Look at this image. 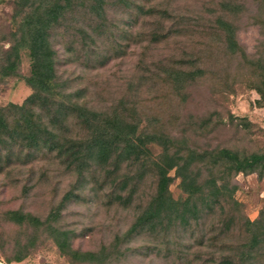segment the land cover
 Returning <instances> with one entry per match:
<instances>
[{"label":"rangeland","instance_id":"374dc122","mask_svg":"<svg viewBox=\"0 0 264 264\" xmlns=\"http://www.w3.org/2000/svg\"><path fill=\"white\" fill-rule=\"evenodd\" d=\"M22 1L0 0V106L20 105L32 92L25 81L31 64L28 48L18 50L16 72L3 74L2 70L20 36L23 16L31 11L29 5L21 6ZM104 1L112 25L94 43L82 41L68 28L76 23L70 13L51 30L57 83L62 85L58 91L80 90L74 99L96 110L112 112L111 108L119 107V112L129 115L135 109L138 132L165 134L173 150L178 148L182 154L220 148L241 155L264 154V24L258 20L264 19L263 0H235L241 10L225 12L237 25L235 40L242 51L234 54L224 42L214 43L208 29L218 14L216 0H212L214 8L211 0H178L176 6L188 12L184 17L191 31L161 42L148 40L147 15L135 10L139 3L148 6L161 0H133L127 6L119 0ZM137 14L141 18L132 25ZM179 65L199 67L202 73L176 91L159 68ZM162 150V145L149 142L144 156L158 160ZM3 155L0 149V264H222L219 253L224 237L247 241L257 231L260 215L264 218V175L229 174L221 164L207 171L195 161L190 166L195 180L203 183L212 177L217 185L233 188L234 202L223 203L224 212L218 206L202 211L185 227H157L153 233L145 226L127 237V229L155 192L153 172L144 168L138 176L143 171L139 163L128 167L123 161L115 177H134L123 191L96 164L81 181L73 168L65 169L53 156L39 154L22 161ZM167 175L170 197L184 200L187 194L175 167ZM133 185L129 205L110 200L115 192L127 194ZM67 192L76 196L65 200ZM12 211L41 223L16 222L9 216ZM228 218L229 229L223 228ZM246 221L254 224L250 230ZM57 231H68L69 248L58 247ZM102 249L108 257L101 263L72 257L78 251L102 259Z\"/></svg>","mask_w":264,"mask_h":264},{"label":"trees","instance_id":"16d2710c","mask_svg":"<svg viewBox=\"0 0 264 264\" xmlns=\"http://www.w3.org/2000/svg\"><path fill=\"white\" fill-rule=\"evenodd\" d=\"M119 2L126 6L134 4L133 0H119ZM215 2L218 14L208 28L216 39L214 42L212 38L213 42H224L226 49L232 54L242 51L235 40L237 25L225 15V12L233 14L239 12L240 3L235 0ZM177 3L178 0H161L155 5L149 3L148 6L145 3L135 5L138 14L147 15L144 26L147 28L149 41H166L171 37L187 34L188 30L191 31V23L186 22L184 17L188 12L177 7ZM24 5H29L31 11L23 16L20 36L16 43L11 45L12 52L8 54L2 70H4L3 74L16 72L18 50L22 47L28 48L31 64L30 74L25 81L32 92L20 105L10 103L8 107L0 106V149L6 159L13 157L22 161H31L39 154L44 157L53 156L65 169L73 168L81 181L84 179V173L88 172L92 164H96L105 169L107 176H111V184L118 185L123 191L131 184V178H134L128 174L121 178L115 177L123 161L127 162L128 167L139 163L142 170L145 168L153 172L156 177L155 192L127 229V237L145 226L153 233L157 231V227H163L165 230L171 227H185L192 220L196 221L202 211L211 212L218 206L224 212L223 203L234 202L231 197L233 188L217 185L212 177L203 183L195 180L196 176L190 172V166L195 161L207 171L221 164L222 171L229 174L240 172L256 173L258 177L264 175L262 153L252 152L241 155L237 151L220 148L215 151H188L189 153L182 154L178 148L173 150L174 144L167 135L147 133L145 130L138 132L135 109L129 112L130 116L119 112L121 111L117 110L120 109L119 107L111 108L114 109L112 112L96 110L89 107L85 101L74 99V96H80V90L66 93L58 91V87L61 88L62 85L57 83L55 52L49 39L51 30L65 14L70 13L71 20H75L76 23L74 26L70 24L68 28L78 33L82 41L88 39L94 43L96 37L103 35L112 25L111 19L104 13L105 1L23 0L21 6ZM209 5H213L214 8L212 0L209 1ZM139 16L130 23L137 24L141 18ZM258 20L264 24L263 18ZM181 64L183 65V62ZM181 66L159 68L164 75L163 78L171 83L176 91L182 90L185 82L193 80L202 73L199 67L191 70ZM149 142L162 145V156L158 160L144 156L146 144ZM173 167L180 178L183 191L187 194L182 201L173 200L168 193L170 179L167 173ZM143 172L144 170L138 176ZM134 192L135 185L125 195L115 192L110 200L124 206L129 205ZM71 196L76 195L67 192L64 199L68 200ZM9 216L16 222L27 221L36 225L41 223L28 214L12 211ZM228 223H231L230 218L223 224V228H228ZM253 225V222H245L248 230ZM57 232L58 247L69 248L68 231ZM118 241L119 237H116L115 253L119 251ZM100 253L102 259L97 258L93 252L80 254L78 251H73L72 257L101 263L108 255L103 249ZM219 254L222 264H264L263 214L257 222V231L251 233L247 241L237 243L226 236Z\"/></svg>","mask_w":264,"mask_h":264}]
</instances>
